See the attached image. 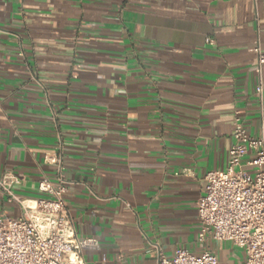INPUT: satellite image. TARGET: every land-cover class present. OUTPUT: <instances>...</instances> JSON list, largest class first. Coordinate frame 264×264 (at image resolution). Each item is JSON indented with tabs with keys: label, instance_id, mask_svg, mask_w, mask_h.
Instances as JSON below:
<instances>
[{
	"label": "crops",
	"instance_id": "obj_1",
	"mask_svg": "<svg viewBox=\"0 0 264 264\" xmlns=\"http://www.w3.org/2000/svg\"><path fill=\"white\" fill-rule=\"evenodd\" d=\"M256 41L264 54V0H0V177L36 197L62 155L86 264H156L152 243L241 263L199 241L195 203L234 111L260 133ZM0 213L21 209L0 192Z\"/></svg>",
	"mask_w": 264,
	"mask_h": 264
},
{
	"label": "built area",
	"instance_id": "obj_2",
	"mask_svg": "<svg viewBox=\"0 0 264 264\" xmlns=\"http://www.w3.org/2000/svg\"><path fill=\"white\" fill-rule=\"evenodd\" d=\"M252 52L257 56L254 96L260 133L254 134L244 123L241 110L234 111L227 166L205 174L195 203L199 241L230 242L243 249L245 256L239 264H264V54L258 41ZM47 161L57 167L55 180L40 178L36 197L18 196L12 188L14 180L0 177L1 194L21 209L18 216L0 213V264H86L83 252L95 245L93 239L75 232L65 199L62 155L55 153ZM151 245L156 264H219L209 247L200 253L177 248L169 257L158 244Z\"/></svg>",
	"mask_w": 264,
	"mask_h": 264
}]
</instances>
